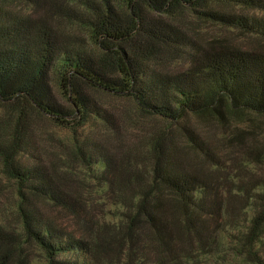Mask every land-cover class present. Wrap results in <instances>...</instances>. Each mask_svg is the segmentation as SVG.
I'll return each mask as SVG.
<instances>
[{
    "label": "trees",
    "instance_id": "trees-1",
    "mask_svg": "<svg viewBox=\"0 0 264 264\" xmlns=\"http://www.w3.org/2000/svg\"><path fill=\"white\" fill-rule=\"evenodd\" d=\"M185 7L249 40L201 41L176 21ZM0 108V172L20 223L0 219V264H32L25 243L47 264H178L249 210L237 245L260 261L264 0H0Z\"/></svg>",
    "mask_w": 264,
    "mask_h": 264
},
{
    "label": "rangeland",
    "instance_id": "rangeland-1",
    "mask_svg": "<svg viewBox=\"0 0 264 264\" xmlns=\"http://www.w3.org/2000/svg\"><path fill=\"white\" fill-rule=\"evenodd\" d=\"M251 13L254 14V16L259 17L261 13H259L257 10L251 11ZM164 17V16H163ZM171 17L168 19L170 20ZM177 19L173 18V21L176 20L178 23L182 26L184 30H186L190 34H198L199 39L201 41H205L208 39V37H223V38H230V40L235 43L239 44L240 46H245L244 44L249 40L248 36H245L243 34H240L238 31L235 33L232 32V29H224L220 26H216L213 23L209 21H205L202 19H199L198 17H195L192 11L189 8H181L177 13ZM178 64V62H176ZM99 99L101 102H103L106 105H116L121 109L122 111H125L127 113H131L134 115V111L132 108V103L127 98H121L116 95H110V94H104L99 93L98 94ZM3 111V108H0V113ZM135 118V117H134ZM257 119H261L263 121L261 122L262 127L261 130H264V117H256ZM132 122V119H131ZM130 122V123H131ZM129 123V124H130ZM148 124H144V128H148ZM49 127V132L55 134L56 136H60L63 138V140L69 139L70 134L68 132H65L59 128H54L51 130L52 126L47 125ZM90 129V127H88ZM132 128H130L128 131H131ZM58 138V137H57ZM58 140V139H57ZM59 141V140H58ZM57 141V142H58ZM54 139H51V145H53L54 153L58 156L59 153L63 150L62 147H60L57 144ZM60 156H62V153H60ZM61 171H67L69 168H67V165L64 160L59 161ZM249 175L252 176L250 171H247ZM78 175L86 180V173L78 170ZM7 182V183H6ZM16 192L13 188V184L10 183L8 180L4 178L3 175H1L0 172V219L3 221L6 225L8 224L11 228H19V220L14 215V209H15V200H16ZM114 206L109 205L106 208L105 213L109 214L110 220H115L114 215L116 213H113V210H116ZM252 214V211H246L241 212L239 217L234 219L233 213L226 216L224 220L219 225V235L218 239L214 244L210 247V252L206 254L200 253V256L193 257L192 260L188 259L187 253H182V259L177 262L178 264H264V245L263 249L259 252V260L262 261H252L248 255L242 251L238 247L239 240L237 239L239 237V234H242L243 231H245L246 228H244L248 221L247 219ZM239 227L236 228V230L229 229V226H234L238 224ZM241 227V228H240ZM264 240V235H263ZM24 251L27 253L28 259L31 260L32 264H47L46 257L44 252L38 248L36 245H31L30 243L24 244ZM147 257H144V254H139V257L137 258L138 261L133 263L132 261L128 260L127 255H114V254H108V256L102 258V259H93V264H150V262L146 259ZM194 260V261H193ZM153 262V260L151 259ZM174 264V263H173Z\"/></svg>",
    "mask_w": 264,
    "mask_h": 264
}]
</instances>
